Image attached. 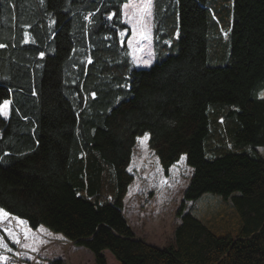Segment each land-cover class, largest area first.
Wrapping results in <instances>:
<instances>
[{"label":"trees","instance_id":"obj_1","mask_svg":"<svg viewBox=\"0 0 264 264\" xmlns=\"http://www.w3.org/2000/svg\"><path fill=\"white\" fill-rule=\"evenodd\" d=\"M126 1L0 0V208L96 264L106 249L120 264H264V0H154L148 67L132 63ZM145 133L165 174L182 155L193 168L164 248L123 212ZM205 192L232 200L236 235L184 212Z\"/></svg>","mask_w":264,"mask_h":264},{"label":"rangeland","instance_id":"obj_2","mask_svg":"<svg viewBox=\"0 0 264 264\" xmlns=\"http://www.w3.org/2000/svg\"><path fill=\"white\" fill-rule=\"evenodd\" d=\"M153 9L154 0H127L122 5L123 20L130 28L126 44L136 67H148L154 60ZM257 95L264 97V87ZM6 102L1 105L3 114L9 111L10 101ZM148 140L149 134L145 133L137 138L133 147L128 166L133 180L124 197L123 209L137 232L167 246L175 242L174 230L181 222L177 211L193 168L182 155L165 174ZM257 151L264 157V145L257 146ZM190 208L215 232L236 235L240 218L230 198L205 192L194 203L187 201L184 212ZM7 214L0 217V264H54L56 260H61L60 264H96L86 251L89 250L87 247L75 246L73 241L44 225L34 229L25 220ZM112 261L115 260L108 258L109 264H114Z\"/></svg>","mask_w":264,"mask_h":264},{"label":"crops","instance_id":"obj_3","mask_svg":"<svg viewBox=\"0 0 264 264\" xmlns=\"http://www.w3.org/2000/svg\"><path fill=\"white\" fill-rule=\"evenodd\" d=\"M192 172H193V169H192ZM124 202H125V199H124ZM123 212H124V209H123ZM137 212H138V211H137ZM126 214H127V213H126ZM126 214H125V212H124V215L126 216L128 222L130 223V225H131V227H132V229H133V231H134V233L136 234L137 237L142 238V239H145L147 242H149V243H151V244H154V245H157V246H159V247H161V248L166 247L165 245L157 244V243L153 242L152 240L147 239L146 237L142 236L141 233L137 232V229H136L134 223L132 222V220H130V219L127 217ZM75 246L78 247L79 245H76V244H75ZM85 250H86V249H85ZM86 251L89 252V254H90L91 256H93V259H94V262H95V257H94V254L92 253V251H90V250H86ZM103 254L105 255V258H106V262H107V264H109V262H108V258H111V260H115V261H112L114 264H120L119 261L115 259V257L113 256V254H112L109 250H107V249L104 250V251H103ZM67 256L69 257V254H67ZM62 259H63V257H62Z\"/></svg>","mask_w":264,"mask_h":264},{"label":"snow or ice","instance_id":"obj_4","mask_svg":"<svg viewBox=\"0 0 264 264\" xmlns=\"http://www.w3.org/2000/svg\"><path fill=\"white\" fill-rule=\"evenodd\" d=\"M146 7H147V6H146ZM133 27L135 28L136 25H133ZM6 103H7V102H6ZM7 215H8L7 213H4L3 210L0 209V217H6ZM19 223L23 224L24 222H23V221H20ZM8 234H9L10 236L13 235V233H12L11 231H9ZM26 238H27V237H26Z\"/></svg>","mask_w":264,"mask_h":264}]
</instances>
